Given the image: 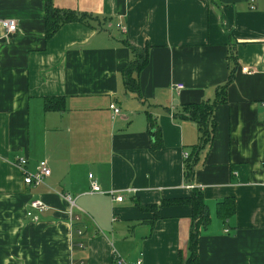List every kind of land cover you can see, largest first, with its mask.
I'll return each mask as SVG.
<instances>
[{"label":"crops","instance_id":"obj_1","mask_svg":"<svg viewBox=\"0 0 264 264\" xmlns=\"http://www.w3.org/2000/svg\"><path fill=\"white\" fill-rule=\"evenodd\" d=\"M52 3L110 21L99 28L68 22L45 39L44 0H0V20L16 23L13 33L0 25V264H115L116 256L124 264H182L191 207L169 201L190 194L182 154L200 133L193 120L172 113L211 101L231 69L226 99L213 109L212 142L189 182L209 211L198 264H264V0ZM123 38L149 46L138 75L141 100L121 81L131 58ZM54 96L64 98V109L44 110V98ZM111 102L119 107L113 119ZM19 157L28 171L47 163L42 184L23 183ZM88 174L123 199L91 193ZM226 197L234 212L222 220L216 203ZM31 199L45 208L31 209Z\"/></svg>","mask_w":264,"mask_h":264},{"label":"trees","instance_id":"obj_2","mask_svg":"<svg viewBox=\"0 0 264 264\" xmlns=\"http://www.w3.org/2000/svg\"><path fill=\"white\" fill-rule=\"evenodd\" d=\"M211 1V0H210ZM44 36L45 39L53 35L63 24L73 21L84 22L88 26H95L96 28L107 24L110 19L106 17L99 18L96 15L79 11L73 8H59L53 5L52 0H44ZM123 44L129 49L131 58L121 69V81L125 91L131 92L141 100L138 85V75L142 68L146 65L148 60L149 46L145 45L141 48L134 47L130 42L123 38ZM230 60L234 64L236 61L235 50L230 47L229 54ZM234 67V65H233ZM233 70L225 83L218 85L215 90L214 98L211 101H199L196 103H189L180 105L172 113L174 116L188 118L193 120L200 133L199 142L191 147L189 156L183 162V178L185 183H189L192 179L196 163L210 146L215 128V121L213 118V109L217 103L224 102L226 99V87L233 79ZM44 110H57L64 109V98L61 96L45 97L43 103ZM148 123L150 126V134L152 137V144L155 148L161 145V135L159 130L155 127L153 118L147 114ZM183 203L191 207V228L188 236L187 250L188 255L181 259L182 264H198L197 255V239L199 228L205 226L209 221V211L203 200L202 193L199 189L193 188L187 197L170 200L169 203ZM140 209L154 210L157 212L158 206L149 205L141 206L136 203ZM234 212V199L233 197H226L216 203L217 216L226 220Z\"/></svg>","mask_w":264,"mask_h":264},{"label":"built area","instance_id":"obj_3","mask_svg":"<svg viewBox=\"0 0 264 264\" xmlns=\"http://www.w3.org/2000/svg\"><path fill=\"white\" fill-rule=\"evenodd\" d=\"M252 1V0H250ZM0 25L4 29L5 33H13L16 30V23L14 20L11 19H2L0 20ZM120 24L117 23L116 26H119ZM243 71H246V68H242ZM177 87H182L181 85H177ZM108 108L111 110V118L113 119L115 116L119 114V107L114 103L111 102L108 105ZM189 156V153L183 152L182 157L183 160L187 159ZM27 160L25 157H19L16 161L17 166L20 168L22 173V181L24 184L35 187L43 183V179L47 177L50 174V169L47 166V163L45 161H39L34 169V171H28L26 168ZM90 184V192L91 193H100V194H109L112 200L115 201H121L123 199V193H115L114 191L109 192H103L96 179L93 177L92 174H88L87 176ZM194 186L191 183H186L185 188L192 189ZM132 189H126L125 193H131ZM65 200L68 203V212L71 215V210L74 207L73 199L69 194L63 195ZM29 206L31 209L42 211L45 208L44 203L39 199H31L29 202ZM26 217L30 218L32 221H36L38 218L36 215L32 213L31 210H27L25 213ZM78 220V217L75 216L72 221L76 222ZM73 224V223H72ZM76 234L81 235L82 231L80 229H75ZM79 246H82L81 244ZM115 256V252H114ZM115 264H124L123 260L116 256L114 257ZM135 264H141V260H137Z\"/></svg>","mask_w":264,"mask_h":264}]
</instances>
